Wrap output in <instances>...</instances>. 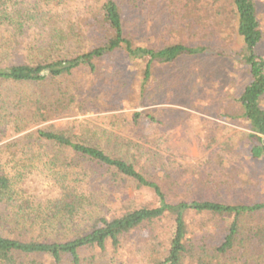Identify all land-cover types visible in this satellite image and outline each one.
<instances>
[{
	"label": "trees",
	"instance_id": "trees-1",
	"mask_svg": "<svg viewBox=\"0 0 264 264\" xmlns=\"http://www.w3.org/2000/svg\"><path fill=\"white\" fill-rule=\"evenodd\" d=\"M226 21L252 80L218 116L247 131L193 179L164 155L176 111L150 106L178 98L180 58L220 53L205 34ZM262 40L252 0H0V264H264L263 181L230 194L229 159L264 166ZM93 112L114 114L39 128Z\"/></svg>",
	"mask_w": 264,
	"mask_h": 264
},
{
	"label": "rangeland",
	"instance_id": "rangeland-1",
	"mask_svg": "<svg viewBox=\"0 0 264 264\" xmlns=\"http://www.w3.org/2000/svg\"><path fill=\"white\" fill-rule=\"evenodd\" d=\"M252 1L255 4L257 17L263 31V40L257 49V53L264 56V0ZM217 6L221 7L222 5ZM202 15L204 22H213L211 14L204 12ZM228 22L230 21L222 24L219 30L217 27L215 28L213 23V36L205 34L210 39L215 40L214 45L220 53L208 51L202 57L180 58L167 70L169 76L163 74V81L166 85L175 84L176 82L172 79L175 76L178 77L176 86H166L167 92L179 87L178 98L166 102L167 96H164L160 105L153 103L150 106L151 108L163 107L176 111L175 116L168 121L167 128L164 129V155L171 169H176L193 179L198 178V171L209 173L208 168H211L213 163L209 164L208 156L212 152L218 150L223 143L229 141L234 135L247 131L246 124L239 122L240 120H226V118L218 116V111L222 108L224 112L227 108L229 109L227 103L223 102V98L225 96L228 99L231 98V95L242 90L252 80L245 62L248 54L245 52L244 40L237 34L236 27L231 26L233 21ZM217 30L218 32L214 34ZM162 91L166 92V89ZM187 93H193L194 98L192 100L186 99ZM230 103L231 101L228 104ZM261 105L264 109V100ZM137 109L144 110L146 108L139 107ZM121 110L118 113L123 114L132 111L127 108ZM111 114L114 113H80L45 123L39 128L71 131L87 121L97 126L103 122L104 117ZM2 144L3 142L0 143V145ZM223 149H225L224 146L220 152ZM222 154L228 155L226 152H222ZM229 159L231 160L230 168L235 170L238 181L242 183L238 189L237 187L236 189L232 188L230 194H236L238 198L240 191L246 189L248 196L258 199L260 197L257 194L258 191L255 188L251 189L243 181L247 180V174L251 173L252 177L263 181L262 184L258 185L262 188L260 193L264 191V166L261 163L247 160L243 152L237 150L233 152L232 156H229ZM230 168L225 170L226 174L231 171ZM239 174L242 176L240 177Z\"/></svg>",
	"mask_w": 264,
	"mask_h": 264
}]
</instances>
